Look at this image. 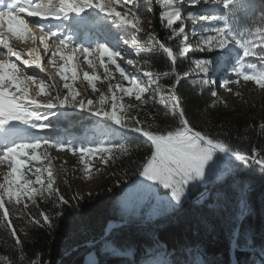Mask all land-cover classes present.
Returning <instances> with one entry per match:
<instances>
[{"label":"snow or ice","instance_id":"obj_1","mask_svg":"<svg viewBox=\"0 0 264 264\" xmlns=\"http://www.w3.org/2000/svg\"><path fill=\"white\" fill-rule=\"evenodd\" d=\"M154 2L160 9L161 24L170 33L169 39L178 38L175 46L163 42L154 29L143 42L138 35L128 39L118 34L127 29L135 33L143 31L144 17L138 11V0H0V166L8 169L0 173V227L8 232L19 249L21 264L25 260L23 241L12 223L9 206L13 210L20 209L27 225L51 229L54 218L62 213L57 211L53 215L40 211L32 215L28 211L30 206L39 207L38 200L51 201L54 208L70 203L57 186L58 177L49 149L77 156L82 166L81 178L91 179L98 170L95 160L107 167L130 153L129 143L114 139L118 134L123 137L126 132L138 133L144 138L148 151L135 171L138 179L131 192L154 197L152 215L182 207L198 185L234 174L239 164L255 165L264 171V154L256 148L251 152L243 151L220 138V134L197 130L187 118L177 91L182 80L193 79L201 92L207 89L211 97H217L216 82L209 74L226 63H232L233 71L232 78L222 81L226 91L231 92L229 85L239 86L241 80L264 90V12L259 23L238 30L234 25L237 14L247 13L254 7L252 0ZM185 2L194 10L185 12L182 7ZM201 5L208 7L197 10ZM53 21L59 23L53 26ZM44 22H48L47 25ZM187 22L191 24V40ZM110 25L115 26L117 34L112 33ZM92 29L94 39L87 44H74L78 33ZM12 38L25 43L30 41L33 47L26 52L17 50L10 43ZM127 49L137 57L143 54L144 58H133L127 54ZM193 51H219L220 55L191 59L194 68L177 71L178 60L189 59ZM156 54L166 59L167 70L152 69L150 59ZM57 58L62 62L58 68ZM253 59L259 62V67ZM74 61H81L93 70L92 74L84 72L82 80L93 94L99 93L98 98H82L81 91L75 87L79 77ZM118 61H124L135 71ZM45 64L57 69L55 74L63 82L62 87L50 82L51 77H41L34 71L46 73ZM97 67L103 69V78L96 74ZM117 73L120 79L112 83ZM173 74L174 81L164 86L161 80ZM97 81L107 82V93L97 87ZM156 104L162 106L165 117L170 116L175 121L174 126L161 129L155 124V116L145 109ZM62 109H77L96 118L89 129L90 135L79 147L71 141H52L41 135L51 128V117L67 116L60 111ZM141 113L146 119L140 118ZM259 128L264 131V123ZM237 187L241 193L239 216L242 218L249 213L246 199L249 185L244 183ZM161 188L166 190L165 196L158 194ZM81 199L78 194L71 196V201ZM141 204V200L129 195L120 201V211L135 216ZM19 231L27 237L24 228ZM237 236L238 230L233 233V243ZM105 250L114 256L124 254L111 243L105 244ZM188 251L190 259L183 264H209L203 258L206 254L202 249ZM0 264H12V261L0 256ZM29 264H42V261L32 259ZM86 264L99 262L89 255ZM146 264L172 262L157 257Z\"/></svg>","mask_w":264,"mask_h":264},{"label":"trees","instance_id":"obj_2","mask_svg":"<svg viewBox=\"0 0 264 264\" xmlns=\"http://www.w3.org/2000/svg\"><path fill=\"white\" fill-rule=\"evenodd\" d=\"M138 4V11L144 17L141 23L143 31L135 33L127 29L119 31L118 34L128 39H131L132 35H138L143 42L147 33L154 29L163 42L175 46L178 38L169 39L170 33L159 20L160 9L154 0L151 4L148 0H138ZM252 4L254 7L247 13L237 14L234 25L238 30L259 23L260 15L264 12V0H252ZM182 7L185 12L194 10L186 2ZM200 8L202 5L197 6V10ZM187 23L191 40L193 39L190 32L191 24ZM110 27L112 33L117 34L118 30L115 26L110 25ZM127 54L135 59L144 58L143 54L140 57L135 56L131 49H127ZM218 55H220L219 51L212 53L193 51L189 54V59L178 60L177 71L194 68V64H190L191 59L212 58ZM253 62L259 67L258 61L253 59ZM119 63L122 66L125 64L124 61ZM229 64L226 63L224 66H228L232 78V66ZM150 66L154 71L167 70L169 67L162 54L151 56ZM124 67L135 71L128 65ZM84 72L92 74L93 70L88 69L79 74L75 87L82 93L83 86L88 97L96 99L99 93L93 94L87 82L82 80ZM95 72L103 78V69L98 67V71ZM222 73L221 67L209 74L219 86H222L223 80L229 79L225 78L222 81L215 79ZM115 77L112 83L120 79L118 73ZM174 79L173 74L162 79L161 83L167 87ZM62 83L61 81L59 87H62ZM247 84L255 93L263 96L264 102V90H258L252 82ZM96 85L102 92L104 90L107 93V82L97 81ZM231 86L237 87V85ZM222 90L226 91L224 87ZM177 91L182 98L187 118L197 130L213 135L220 134V138L234 148L248 152L256 148L264 154V131L259 128V125L264 123V114H259L257 117L239 113L234 109L235 105L230 98L222 99L219 94L217 97H211L207 89L201 92L199 84L193 79L182 80ZM126 102H129L127 98ZM60 111L67 116L51 117V128L41 135L52 141L57 139H62L64 142L71 141L79 147L90 135L89 129L96 118L73 109ZM145 111L155 116V124L161 129L175 124L170 116L163 115V108L159 104L149 106ZM140 118L146 119L144 113H141ZM114 139H122L129 143L130 153L121 156L115 162H110L107 167L95 160L98 170L94 171L93 175L103 170H109V174L96 194L82 195L79 202L71 201V196L76 194L72 190L73 182L84 180L81 178L82 166L78 162V157L49 149L53 162L55 161L57 186L70 203L54 208L51 201L38 200L39 207L30 206L28 211L32 215H37L40 211L53 215L57 211L62 213L54 218V226L51 229L27 225L21 217L20 209L13 210L9 206L12 213L10 218L23 241L24 264H29L32 259L40 260L42 264H83V254L89 251L99 258V264H146V261L157 257L167 259L172 264H183L190 259L188 250L195 248L203 250L206 254L203 258L207 259L209 264H229V248L236 230H238L234 252L236 264H264V171L255 165L239 164L234 174L224 175L220 180L198 185L182 207L161 212L159 215L151 214V208L156 203L154 197L143 193L139 198L142 201L139 214L128 216L120 211V202L117 200L137 177L135 171L148 149L143 143L144 138L139 135L124 133L123 137L118 134ZM55 152L63 154L66 159L56 161L53 156ZM61 168L64 172L60 171ZM65 179L67 183H64ZM244 183L249 185L246 193L249 213L241 218L239 216L241 193L237 186H243ZM158 194L165 196L166 190L158 189ZM110 222H115L117 226L109 227ZM107 227L110 228L108 232ZM21 228L28 233L27 237L19 231ZM100 238L103 239L99 241ZM106 243L113 244L124 254L112 255L105 250ZM19 255V249L15 247L8 232L0 227V256L11 260L12 264H21Z\"/></svg>","mask_w":264,"mask_h":264},{"label":"rangeland","instance_id":"obj_3","mask_svg":"<svg viewBox=\"0 0 264 264\" xmlns=\"http://www.w3.org/2000/svg\"><path fill=\"white\" fill-rule=\"evenodd\" d=\"M208 6H204L202 5V8H206ZM118 11L123 12L124 9L123 8H118ZM55 23L57 21H54ZM48 22H46L45 24H47ZM55 30V28H54ZM131 30V29H130ZM91 32H95L94 29L90 30ZM10 43L12 44V46L14 48H16L17 50H20L22 52H26L29 48L33 47V45L31 44V42H22L19 41L15 38H12ZM41 53L43 55V51L41 49ZM45 61L47 60V57L44 58ZM58 60V64H57V68L59 67V64L62 62H59V58H57ZM82 60V58H81ZM121 62V61H119ZM74 63L77 66V72L78 75L81 74L83 71L88 70L89 68L87 67V64L82 63L81 61H74ZM124 66L126 64H123ZM230 66H232V63L229 64ZM45 66L48 68V71L46 73H40L39 70H34L36 71V73L41 76V77H51V81L52 83H55L57 86H59L61 80L59 78V76H57L56 70L55 68H52L51 66H48L45 64ZM129 68H131V66L128 65ZM228 66L224 67L222 69V74L220 76H217V78L215 79H220L222 81V79L225 78H230V74L228 72ZM98 71V67L96 69ZM30 71H33L32 69H30ZM82 86V85H81ZM229 87L232 89L231 92L228 91H223L222 90V86H219L217 84V82L215 83V88L217 93L219 94V96L222 99H227L230 98V101L232 100L234 106V109L236 111H238L239 113H244V114H250V115H254L257 116L259 114H264V102H263V96L261 94H257L253 91V88L244 82H240L239 86L237 87H232L231 85H229ZM223 91V92H221ZM103 92L105 93V91L103 90ZM225 92H227L225 94ZM240 93L239 96L236 95V93ZM35 94V92L33 93ZM88 93L87 91L84 89V87L82 86V98H90L88 97ZM39 99L44 100V99H50V97H39ZM73 111H79L77 109H73ZM80 112V111H79ZM85 114H88L87 112H83ZM89 115V114H88ZM251 116V117H254ZM54 158L56 159V161L60 162L64 159H66V157L58 152H55L53 154ZM55 163V161H54ZM7 167L6 166H0V173H5L7 171ZM107 174H109V170H103V171H99L98 173H96L95 175L92 176L91 179H84V180H77L73 182V189L74 192L76 194H78L79 196L82 195H90V194H96L99 191V188L101 187V185L103 184V181L105 179V177L107 176ZM134 182L129 184V187H126V191L124 192V194L119 197V199L117 201H121L123 200L125 197L129 196V195H134L137 199H139L141 197V195L143 193H135L133 194L131 192V189L133 188ZM151 195V194H149ZM109 227H115L117 226V224L115 222H110ZM109 227H107L106 231L108 232V230L110 229ZM232 260L229 259L228 263L229 264H233V262H231Z\"/></svg>","mask_w":264,"mask_h":264},{"label":"water","instance_id":"obj_4","mask_svg":"<svg viewBox=\"0 0 264 264\" xmlns=\"http://www.w3.org/2000/svg\"><path fill=\"white\" fill-rule=\"evenodd\" d=\"M225 66H223L222 67V69L224 68ZM123 131V130H122ZM127 133H129V132H126V134ZM131 134H135V135H139V134H137V133H132V132H130ZM140 136V135H139ZM137 177L135 178V180L133 181V182H136L137 181ZM233 236V235H232ZM103 238H100L99 239V241L100 240H102ZM90 249V248H89ZM89 249H87V250H89ZM230 254H229V259L231 260V256L232 257H234L235 258V254H234V252H235V250H236V243H233V239H232V242H231V244H230ZM84 256H83V264H86V262H87V259H88V256L89 255H92V256H94L96 259H97V261L99 262V258H97L96 257V255H94L93 254V252H91V251H89V252H87V253H85V254H83ZM123 255V254H122Z\"/></svg>","mask_w":264,"mask_h":264},{"label":"bare ground","instance_id":"obj_5","mask_svg":"<svg viewBox=\"0 0 264 264\" xmlns=\"http://www.w3.org/2000/svg\"><path fill=\"white\" fill-rule=\"evenodd\" d=\"M29 19H31V18H29ZM44 23H46V22H44ZM58 23H59L58 21H57L56 23H55L54 21L52 22L53 26H55V25L58 24ZM46 25H47V24H46ZM54 28H55V27H53V30H54ZM227 70H228V69H227ZM129 133H130V132H129ZM137 134H138V133H137ZM231 260H232L231 262H233V264H235V258L231 256Z\"/></svg>","mask_w":264,"mask_h":264}]
</instances>
